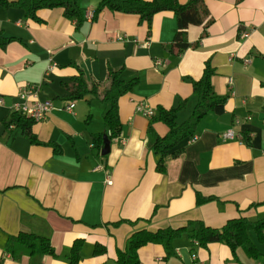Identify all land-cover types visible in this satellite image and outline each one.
<instances>
[{
  "label": "crops",
  "instance_id": "obj_1",
  "mask_svg": "<svg viewBox=\"0 0 264 264\" xmlns=\"http://www.w3.org/2000/svg\"><path fill=\"white\" fill-rule=\"evenodd\" d=\"M98 3L81 0L78 24L62 8L40 9L35 21L20 8L0 5V31L20 39L0 47V118L19 100L21 87L36 84L38 98L51 99L54 108L33 132L59 146L55 152L50 144H31L20 128L0 127V264H33L20 246L15 256L5 250L7 237L19 231L49 237L57 255L40 264H68L75 239L83 240L77 264H117V249L138 229L188 222L218 228L234 217L264 218V0H205L213 21L206 29L189 26L188 41L198 44L179 54L168 48L177 28L173 12L156 13L148 33L135 14L103 9L90 18ZM206 61L215 70L214 92L226 96L223 112L206 113L197 139L183 140L181 153L167 155L158 171L159 155L147 147L150 118L136 105L155 110L186 99L179 114L189 117L196 104L192 82ZM111 70L137 84L118 100L121 133L102 155L104 140L98 146L92 137L110 134L101 85ZM79 71L96 93L63 109L71 101L63 82ZM154 128L167 131L162 123ZM229 128L244 133V143L223 140ZM249 235L258 259L241 248L233 255L217 242L192 249L184 235L171 256L160 244L143 246L140 264H264V238ZM97 243L104 251L95 254Z\"/></svg>",
  "mask_w": 264,
  "mask_h": 264
},
{
  "label": "trees",
  "instance_id": "obj_2",
  "mask_svg": "<svg viewBox=\"0 0 264 264\" xmlns=\"http://www.w3.org/2000/svg\"><path fill=\"white\" fill-rule=\"evenodd\" d=\"M0 5L5 7L20 8L24 12L26 19L40 21L37 12L40 9L62 8L63 16L73 19L78 23L83 20L81 0H0ZM112 12L135 14L139 22H145L147 32L151 30L153 16L162 11H170L175 14L177 28L168 48L179 54L188 47H196L198 42L191 43L187 38V29L191 25H202L206 29L213 18L211 17L205 0H188L181 3L179 0H99L93 11V19L103 10ZM20 40L14 36H7L0 31V47L4 48L9 42ZM214 68L205 62L201 76L193 80L192 88L196 96V104L192 114L185 120H177L179 112L185 108L186 99H180L177 105L164 108L160 105L154 110L153 116L149 119L147 147L159 155L157 170L163 171L164 158L167 155L177 156L183 147L178 146L183 140H187L195 135L196 126L200 119L209 111L222 113L226 102V96L218 95L211 86V76ZM137 84L136 78L131 80L122 79L120 71H110L108 78L102 83L103 102L106 106L103 113V122L110 131L108 139L118 137L121 133L122 125L119 119L118 100L132 91ZM64 88L68 91L66 96L69 100H78L91 93H96L85 75L79 71L69 82H63ZM90 116V115H89ZM36 121L31 117L18 111H10L0 118V127L8 129L10 127L20 128L22 134L31 144L52 145L55 152L59 146L52 142H43L38 139L33 132L32 126ZM155 123H162L167 128L164 134H159L155 128ZM93 143L101 146L103 144L102 134L92 137ZM210 197H198V201L209 199ZM255 231L259 238H264V218L251 220L245 216L228 219L221 227H211L206 225L195 226L188 222L180 227H162L156 230L146 228L132 232L126 239L125 247L117 249V264H140L139 250L145 245L160 244L165 250L166 256L175 254L176 241L186 235L192 249L197 246L206 247L211 243H222L228 246L233 255L241 248L249 257L258 259L260 251L252 241L249 233ZM23 248L31 258L33 264H40L38 259L45 256H56V251L52 246L49 237L28 231H19L9 235L5 243V250L15 256V247ZM83 246L82 239H75L67 255L68 264H77L81 258ZM104 246L95 244L93 253H101Z\"/></svg>",
  "mask_w": 264,
  "mask_h": 264
},
{
  "label": "built area",
  "instance_id": "obj_3",
  "mask_svg": "<svg viewBox=\"0 0 264 264\" xmlns=\"http://www.w3.org/2000/svg\"><path fill=\"white\" fill-rule=\"evenodd\" d=\"M88 16L93 18V13L89 12ZM243 37L249 35L248 31H243ZM146 45V44H145ZM38 86L36 84H28L25 87H21L18 92L19 100L15 102L12 106L11 111H18L22 114H25L31 117L34 121H41L47 117V115L54 108L53 101L51 99H39L38 95ZM4 104L3 97L0 96V106ZM75 106L73 100L67 101L63 106V109L72 110ZM136 110L141 112L147 118H151L154 114V110L150 107H144L141 104L136 105ZM236 124H239V120H235ZM223 140H238L240 143H244L245 135L242 132H237L233 128H229L221 133ZM197 139V135H193L188 139L189 143L194 142ZM107 182L110 183V179H107ZM195 258V254H193Z\"/></svg>",
  "mask_w": 264,
  "mask_h": 264
},
{
  "label": "water",
  "instance_id": "obj_4",
  "mask_svg": "<svg viewBox=\"0 0 264 264\" xmlns=\"http://www.w3.org/2000/svg\"><path fill=\"white\" fill-rule=\"evenodd\" d=\"M103 140H104V145H103L101 153L102 155H106L110 149V142H109V139L107 138V135L103 136Z\"/></svg>",
  "mask_w": 264,
  "mask_h": 264
},
{
  "label": "rangeland",
  "instance_id": "obj_5",
  "mask_svg": "<svg viewBox=\"0 0 264 264\" xmlns=\"http://www.w3.org/2000/svg\"><path fill=\"white\" fill-rule=\"evenodd\" d=\"M187 113V112H186ZM3 113H2V110L0 109V115H2ZM188 118V116L186 117V116H183V115H181V114H178V118H177V120L179 121V122H181V121H183V120H185V119H187Z\"/></svg>",
  "mask_w": 264,
  "mask_h": 264
}]
</instances>
